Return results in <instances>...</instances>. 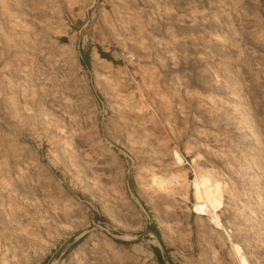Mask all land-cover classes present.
Instances as JSON below:
<instances>
[{"label":"rangeland","instance_id":"obj_1","mask_svg":"<svg viewBox=\"0 0 264 264\" xmlns=\"http://www.w3.org/2000/svg\"><path fill=\"white\" fill-rule=\"evenodd\" d=\"M204 171L221 198L197 214ZM232 244L264 264V0H0V264Z\"/></svg>","mask_w":264,"mask_h":264},{"label":"bare ground","instance_id":"obj_2","mask_svg":"<svg viewBox=\"0 0 264 264\" xmlns=\"http://www.w3.org/2000/svg\"><path fill=\"white\" fill-rule=\"evenodd\" d=\"M175 160L178 162L180 161V157L177 154L175 155ZM177 177H178V174H170L168 177L153 176L152 179L155 182V184H157V186L160 188V187H163L164 185L168 186L166 185V183L170 184L172 180L177 179ZM200 177L202 179L201 180L202 183L198 182L197 178L192 182L193 188H194L193 195L196 201L195 206L193 207L194 208L193 211L197 214H200L205 210L206 207H211L213 211H215L218 206L217 202L221 198V188H220L221 186L219 187L218 183H213L210 180L213 178H209L208 172L204 171ZM212 221L215 227L217 228L221 227V222L217 220L216 216L212 217ZM232 246H233V251L237 257L236 258L237 264H248V261L246 257L243 255V252L241 251V248L239 247V245L232 244Z\"/></svg>","mask_w":264,"mask_h":264},{"label":"trees","instance_id":"obj_3","mask_svg":"<svg viewBox=\"0 0 264 264\" xmlns=\"http://www.w3.org/2000/svg\"><path fill=\"white\" fill-rule=\"evenodd\" d=\"M155 251H156V253H158V250L157 249Z\"/></svg>","mask_w":264,"mask_h":264}]
</instances>
